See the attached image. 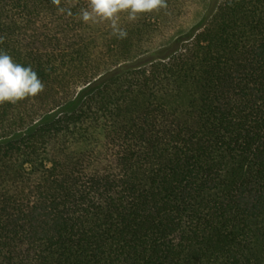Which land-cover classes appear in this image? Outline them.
I'll use <instances>...</instances> for the list:
<instances>
[{
    "label": "trees",
    "instance_id": "1",
    "mask_svg": "<svg viewBox=\"0 0 264 264\" xmlns=\"http://www.w3.org/2000/svg\"><path fill=\"white\" fill-rule=\"evenodd\" d=\"M88 3L0 0V264H264V0Z\"/></svg>",
    "mask_w": 264,
    "mask_h": 264
},
{
    "label": "clouds",
    "instance_id": "2",
    "mask_svg": "<svg viewBox=\"0 0 264 264\" xmlns=\"http://www.w3.org/2000/svg\"><path fill=\"white\" fill-rule=\"evenodd\" d=\"M53 3L59 4V0ZM166 7L167 0H89L88 8L81 10L80 17L85 23H95L97 19L110 21L113 35L125 39L127 32L118 25L121 13L135 20L138 14ZM58 10L65 11L64 8ZM43 91L44 84L30 66L16 63L8 54L0 52V104H16L26 98H35Z\"/></svg>",
    "mask_w": 264,
    "mask_h": 264
},
{
    "label": "rangeland",
    "instance_id": "3",
    "mask_svg": "<svg viewBox=\"0 0 264 264\" xmlns=\"http://www.w3.org/2000/svg\"><path fill=\"white\" fill-rule=\"evenodd\" d=\"M205 0H194V6L195 7H201Z\"/></svg>",
    "mask_w": 264,
    "mask_h": 264
}]
</instances>
